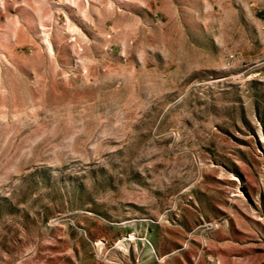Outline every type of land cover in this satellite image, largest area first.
Masks as SVG:
<instances>
[{"label":"rangeland","instance_id":"374dc122","mask_svg":"<svg viewBox=\"0 0 264 264\" xmlns=\"http://www.w3.org/2000/svg\"><path fill=\"white\" fill-rule=\"evenodd\" d=\"M0 264H264V0H0Z\"/></svg>","mask_w":264,"mask_h":264}]
</instances>
